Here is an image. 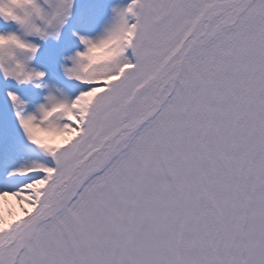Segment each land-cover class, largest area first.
<instances>
[{"label": "snow or ice", "instance_id": "obj_1", "mask_svg": "<svg viewBox=\"0 0 264 264\" xmlns=\"http://www.w3.org/2000/svg\"><path fill=\"white\" fill-rule=\"evenodd\" d=\"M0 264H264V0H0Z\"/></svg>", "mask_w": 264, "mask_h": 264}]
</instances>
